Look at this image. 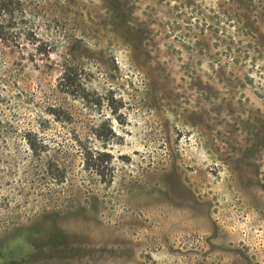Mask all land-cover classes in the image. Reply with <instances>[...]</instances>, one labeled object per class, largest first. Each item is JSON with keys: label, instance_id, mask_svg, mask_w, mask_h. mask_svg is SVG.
<instances>
[{"label": "rangeland", "instance_id": "rangeland-1", "mask_svg": "<svg viewBox=\"0 0 264 264\" xmlns=\"http://www.w3.org/2000/svg\"><path fill=\"white\" fill-rule=\"evenodd\" d=\"M0 23V264H264V0Z\"/></svg>", "mask_w": 264, "mask_h": 264}, {"label": "trees", "instance_id": "trees-1", "mask_svg": "<svg viewBox=\"0 0 264 264\" xmlns=\"http://www.w3.org/2000/svg\"><path fill=\"white\" fill-rule=\"evenodd\" d=\"M12 3H13V0H0V10L9 12V10H11L12 8ZM0 27H3L1 23H0ZM67 80L68 78H66V76H63V78H61V81H63V83L65 84L68 82Z\"/></svg>", "mask_w": 264, "mask_h": 264}]
</instances>
